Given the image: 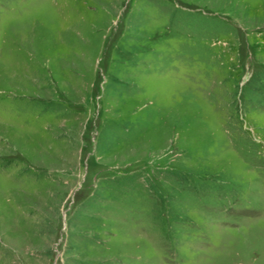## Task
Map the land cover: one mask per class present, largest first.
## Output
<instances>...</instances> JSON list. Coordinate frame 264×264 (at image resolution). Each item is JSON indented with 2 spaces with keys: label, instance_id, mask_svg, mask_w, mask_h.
Returning <instances> with one entry per match:
<instances>
[{
  "label": "rangeland",
  "instance_id": "obj_1",
  "mask_svg": "<svg viewBox=\"0 0 264 264\" xmlns=\"http://www.w3.org/2000/svg\"><path fill=\"white\" fill-rule=\"evenodd\" d=\"M0 264H264V0H0Z\"/></svg>",
  "mask_w": 264,
  "mask_h": 264
}]
</instances>
